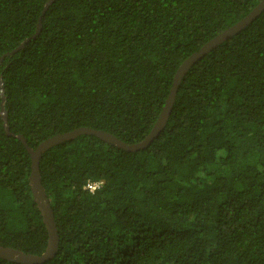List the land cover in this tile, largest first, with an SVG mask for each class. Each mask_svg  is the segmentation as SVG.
Here are the masks:
<instances>
[{
    "label": "trees",
    "instance_id": "1",
    "mask_svg": "<svg viewBox=\"0 0 264 264\" xmlns=\"http://www.w3.org/2000/svg\"><path fill=\"white\" fill-rule=\"evenodd\" d=\"M0 0V246L41 256L30 148L80 128L141 143L179 67L262 0ZM44 13V14H43ZM43 264H264V11L182 78L159 136L82 135L39 164ZM103 178L95 195L83 190ZM0 264H18L0 258Z\"/></svg>",
    "mask_w": 264,
    "mask_h": 264
},
{
    "label": "water",
    "instance_id": "2",
    "mask_svg": "<svg viewBox=\"0 0 264 264\" xmlns=\"http://www.w3.org/2000/svg\"><path fill=\"white\" fill-rule=\"evenodd\" d=\"M55 0H50L44 10V13L49 8L51 3H53ZM264 11V0H262L256 8L253 9V11L242 21L238 22L228 30L224 31L220 35H218L216 38L209 41L207 44H205L198 52L192 54L186 61L183 62V64L179 67L177 70V73L174 77L173 86L171 89V93L164 105V108L153 127L150 134L141 142L138 144L129 145L115 136H113L110 133H106L99 130L89 129V128H80L77 130H74L72 132H68L61 135H56L44 142H42L35 150L30 148L27 144V141L24 139L23 136H18V138L24 143L26 146L30 156H31V175H30V185H31V192L33 195L34 202L37 205V208L39 209L42 217L43 222L45 224L46 230L49 235L48 239V246L41 256H34L31 254H25L19 250L13 249V248H6L0 246V258L5 259L7 261H12L18 264H43L44 262L48 261L49 259H52L55 255L58 247V230H57V224L55 222L54 214L51 208L50 201L48 199V196L46 194V191L42 185L41 182V174L39 169L40 164V158L43 153H45L47 150L51 149L52 147L76 139L79 136L82 135H93L98 138H100L102 141L117 146L121 149H124L126 151H138L141 149H145L147 146L151 144L161 133V131L164 130L167 120L169 118V115L171 113V109L173 107L177 91L180 85V82L182 78L185 76L187 71L202 57H204L206 54L211 52L213 49H215L217 46L221 45L224 41H226L228 38L236 35L241 30L245 29L248 25H250L262 12ZM43 13V14H44ZM42 29V22L41 20L37 24V30L35 34L24 40L21 45H19L15 50H13L11 53L5 54L1 59L0 63L4 60L5 57L10 56L18 52L19 50L23 49L27 43H29L33 38L37 37ZM0 92L2 95V103H1V115L5 121V130L6 133L10 136H12V133L9 130V127L7 126V114L4 110V103H5V96H4V89L2 84L0 83Z\"/></svg>",
    "mask_w": 264,
    "mask_h": 264
},
{
    "label": "clouds",
    "instance_id": "3",
    "mask_svg": "<svg viewBox=\"0 0 264 264\" xmlns=\"http://www.w3.org/2000/svg\"><path fill=\"white\" fill-rule=\"evenodd\" d=\"M105 185V181L103 178L93 179L89 178L84 185H82V189L89 191L90 194L95 195L96 192L101 191Z\"/></svg>",
    "mask_w": 264,
    "mask_h": 264
},
{
    "label": "bare ground",
    "instance_id": "4",
    "mask_svg": "<svg viewBox=\"0 0 264 264\" xmlns=\"http://www.w3.org/2000/svg\"><path fill=\"white\" fill-rule=\"evenodd\" d=\"M47 232V231H46ZM60 241V240H59Z\"/></svg>",
    "mask_w": 264,
    "mask_h": 264
}]
</instances>
